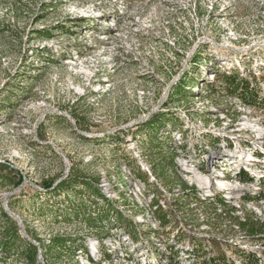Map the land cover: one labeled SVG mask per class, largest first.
<instances>
[{
    "label": "rangeland",
    "instance_id": "rangeland-1",
    "mask_svg": "<svg viewBox=\"0 0 264 264\" xmlns=\"http://www.w3.org/2000/svg\"><path fill=\"white\" fill-rule=\"evenodd\" d=\"M230 69L249 78L264 102V0H0V227L8 216L36 246L57 237L131 246L129 263L119 264L152 262L157 242L179 245L174 264H191L186 244L205 241L224 252L233 242L264 264V242L230 222L211 228L210 207L187 201L166 168L178 135L201 138V125L200 146L206 142L210 154L184 142L179 167L264 147L259 133L239 128L246 120L264 131V109L221 90ZM254 170L253 185L224 195L241 221L264 220V198L244 203L264 197V156ZM193 174L187 183L198 188ZM155 199L164 207L159 215L151 211ZM164 215L168 226L159 223ZM3 242L0 234V264L10 255L8 264H23ZM40 254L39 264H88L79 251Z\"/></svg>",
    "mask_w": 264,
    "mask_h": 264
},
{
    "label": "trees",
    "instance_id": "trees-1",
    "mask_svg": "<svg viewBox=\"0 0 264 264\" xmlns=\"http://www.w3.org/2000/svg\"><path fill=\"white\" fill-rule=\"evenodd\" d=\"M220 82L222 86L221 90L226 91L225 93L227 95L239 97L243 102V104L246 106L254 107L256 109H264V102L259 98V92H258L259 88H257V86H253V83H251L248 78L243 77L238 69H231L227 73H224ZM209 91H215V89L209 88ZM220 93L222 92L220 91ZM201 142L202 141L200 140L199 141L196 140L193 144V147L198 150L201 147L200 146ZM176 158H177V154L173 151L172 154L170 155V160L166 164V168L170 169L169 173L175 175L176 177L175 184L177 186H180L184 190L185 198L187 201L196 204V206L200 204L203 206L206 204L207 207H210L213 217L212 219L211 218L208 219L207 224L211 228L213 227L214 229L215 228L217 229L219 227L218 222L220 223L222 222L223 224L230 222L231 225L233 224L236 225L239 230H241L246 236H248V239L252 240V242L255 243L260 242V244L264 242V220L262 221L258 220L255 216L251 215V217H248L241 221L240 218L234 215L236 209L228 206V204L225 202L224 197L221 195L215 197L214 199L209 200L208 201L209 203L207 204V202L203 201L199 197V190L197 189V187L194 185L192 186L188 185V183L185 182L180 177V174L178 172L179 167ZM238 179L246 183H252L254 180L249 173L244 171L238 176ZM65 185H66L65 182H61L59 185L56 186L55 189L57 188L62 189L63 187H65ZM97 195L101 197V199H105V203L108 205L109 211L112 210L109 200L106 199L105 196H103L102 194H97ZM263 198L264 197H260V199L256 197L244 198V203H249V202L258 203ZM151 211L154 214H158V215L164 212V207L161 204V202H159L158 199L154 200ZM117 214H118L117 216L119 217L120 216L119 213ZM105 218L107 221H109L108 216H106ZM1 220L3 225L2 228L0 227L2 231L0 232V234L3 235L4 238L2 249L9 252L10 251L12 252V250H17L18 252L17 260L22 261L23 264H39L38 260L40 256V250L44 248L46 249V251L65 250V251H71L72 254H74L77 251H83L87 254L86 241H84V243L78 242L76 244H72L70 242L71 240L68 238L57 237L50 241L48 247L41 240H37L39 246H36L35 244L31 243V241L26 240V238H24L23 236H22L23 238L21 239V237L18 234L19 232L18 227L8 216H3ZM99 220H103V216ZM210 220H212V222H210ZM159 221L161 226L162 225L168 226L171 223L170 220H168L167 215L160 217ZM97 226L101 227L100 224H97ZM129 238L131 239L132 237ZM131 240L135 242L133 239ZM207 242L210 244L211 241H205L203 243L201 242L191 243L193 247L191 256L192 257L194 256L193 258L195 259V262L193 264H235V262L232 260V257L228 256L226 252H224V250L223 251L215 250V248L213 246H209ZM149 244L151 245L150 242H148V245ZM212 244L219 245L218 242H213ZM104 249L105 248L103 247L102 256L103 258L108 259L109 258L108 253ZM152 250H154V252L157 251L156 254L159 257L158 259L159 261L161 258L165 257L164 254L158 252L155 243L152 246ZM168 250L173 253L176 251L175 246L173 245L168 246ZM229 250L231 251L233 256L241 260L242 264H262L261 258L259 257L258 254L246 253L242 250H236L233 247H231ZM11 258L12 256L10 255L8 260H6L7 264L12 260ZM88 258L90 259L89 256ZM48 264H50L49 261Z\"/></svg>",
    "mask_w": 264,
    "mask_h": 264
},
{
    "label": "built area",
    "instance_id": "built-area-1",
    "mask_svg": "<svg viewBox=\"0 0 264 264\" xmlns=\"http://www.w3.org/2000/svg\"><path fill=\"white\" fill-rule=\"evenodd\" d=\"M228 47H229V45L227 46V48ZM241 75H242V73H241ZM234 124L235 123H233L232 125L230 124L228 126V129L233 131L232 127L234 126ZM202 128H204L203 125H201V127L199 129H197L200 132L202 131L201 132V138L200 137L195 138L194 141L190 140V139H192L194 137V134L193 135L190 134L193 131L189 133L191 136H188L186 138H185V136L182 137V136L178 135V139H181V140H180V142H179V144L177 146L175 145L176 148H175V150H173L177 154L176 161L187 150V147L184 146V142H186V144L191 146L190 148H194L193 147L194 142L196 140L197 141H199V140L201 141L202 140V135L203 136L206 135L205 132H203ZM238 139H239L238 136H236V138H230V140H232V143H235L236 141H238ZM205 146H207L206 142H204L203 145H201V147L198 150L195 149V148L194 149H195L196 153H198V152L200 153L201 152V153H204L206 155L210 154V152L207 150V147H205ZM212 147L216 148L213 145H212ZM203 148H205V152L202 150ZM251 151H252V149L250 150V148L248 146H244V147H241L240 149H238V151L234 155H229L228 157H224V156L220 157L219 156L220 153L219 154H214L212 159L208 160L209 162H207V164L205 162L203 163V164H206V165H204L205 169L203 168L204 166H202V168H197L195 163L193 162V160L190 159V158H188L185 161V163L182 164L181 167H179V166L178 167L180 169L184 170L185 173H186L185 176H183L184 178H182L185 182H188V180L190 179L189 175L190 176L194 175L193 171L198 172L199 176H202V177L208 179L209 190H207L206 188L205 189L200 188L199 186L197 188L199 190V197L203 201L208 202L209 200L214 199L215 197H217L219 195L224 197V195L226 193H229V191L235 190L237 188L240 189L242 185H245V184L253 185L255 183L254 180H253L252 183H246V182H242L240 179H238V176L243 171L249 173L251 175V177L252 176L257 177L256 173H255V170H254V165L256 163H258L257 162V160H258V152L254 153L253 151L252 152ZM245 155H247L248 157L244 160L243 157ZM231 158H235L236 161L239 162V163H237V166H236L237 168H235V166H232L231 163H233V161H230ZM234 168H235V170H233ZM186 169H188V170L186 171ZM190 172H192V173H190ZM190 186H192V184ZM241 192H242V190H241ZM234 226L237 227L236 225H234ZM123 243H126V242H123ZM183 245H185V244H182L180 247L183 248ZM220 245H222V244H220ZM155 246L158 249V252L164 254L165 257L161 258L160 261H159L158 260L159 257L156 254L157 251L154 252V250L150 249L149 252L153 256H155V259L152 262L149 261L148 264H174V260L177 257V251H178L177 246H179V245H177L175 247L176 251L174 253L169 251L168 250V246L169 245L164 244L163 242H157V243H155ZM186 246L189 247V249H187L185 251L186 257H188V258L192 257L191 256L192 251H193L192 245L190 243H188V244H186ZM103 247L105 248L104 250L108 253L109 258L108 259L103 258L104 261H101V260L98 261L97 257H99V253L100 252H101V256H102ZM223 247L226 248V251H225L226 254L228 256L232 257V260L235 262V264L236 263L237 264H242L241 260H239L237 257L233 256L231 251L229 250L231 247H233L235 249V244L233 242L226 241L225 243H223ZM86 248H87V254H88V256L90 257L91 260L88 258L87 254L85 252H83V251H79V252L84 253L86 255L85 256V260L87 261L88 264H119L118 260H121V258L124 259V261H126V263L127 262L129 263V260L131 258V256L129 255V252H128V251H130L131 246L129 248V245H128V248H126V246L124 244H122L121 246L120 245H116L114 247L111 246L109 249H107V246L105 244V240H103V239L102 240H97V241H94V242L92 241L90 243V246L88 245V243H86ZM241 250L243 251L242 248H241ZM40 258H41V256H39V260H40ZM235 259H237V260H235ZM194 262H195V259H193V262H191V264H193Z\"/></svg>",
    "mask_w": 264,
    "mask_h": 264
},
{
    "label": "bare ground",
    "instance_id": "bare-ground-1",
    "mask_svg": "<svg viewBox=\"0 0 264 264\" xmlns=\"http://www.w3.org/2000/svg\"><path fill=\"white\" fill-rule=\"evenodd\" d=\"M109 22V21H108ZM109 28H114L116 29V25L114 24H111L108 26ZM93 35V34H91ZM228 64V63H226ZM240 65V63H238ZM84 74H86V76H90V72L89 71H86L84 72ZM239 128H244L243 130H247V129H250V130H253L254 132H257L259 133L260 137L263 138L264 137V131L260 130V125L258 123H254V122H250V121H244V123L239 127ZM196 132L198 133L199 131L196 130ZM199 135V134H197ZM194 139V138H193ZM192 139V140H193ZM248 156L245 155L243 158L244 160L247 158ZM230 161H233L232 166H235V168H237V163H239L238 161H236V159H233V160H230ZM235 168L233 170H235ZM188 169H186L187 171ZM256 172V171H255ZM192 173V172H190ZM259 173V172H258ZM262 175V173H261ZM184 178V177H183ZM192 180H195L197 182V184L199 185L200 188H203V189H207L209 188V184H208V180L202 176H199V175H195V177H192ZM241 191L240 189H235V190H232V191H229V195L233 196V197H236L238 195H240V192Z\"/></svg>",
    "mask_w": 264,
    "mask_h": 264
}]
</instances>
